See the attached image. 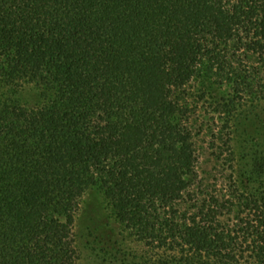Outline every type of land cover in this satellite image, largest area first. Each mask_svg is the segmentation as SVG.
I'll return each instance as SVG.
<instances>
[{"label":"trees","instance_id":"16d2710c","mask_svg":"<svg viewBox=\"0 0 264 264\" xmlns=\"http://www.w3.org/2000/svg\"><path fill=\"white\" fill-rule=\"evenodd\" d=\"M261 103L264 0H0V264H79L93 190L139 244L93 230V264H264Z\"/></svg>","mask_w":264,"mask_h":264},{"label":"rangeland","instance_id":"374dc122","mask_svg":"<svg viewBox=\"0 0 264 264\" xmlns=\"http://www.w3.org/2000/svg\"><path fill=\"white\" fill-rule=\"evenodd\" d=\"M195 85L197 84L195 83ZM195 89H197V86H195ZM256 107V109H250L243 114V117L238 119V123H240L239 131H243L245 125L254 123V114L264 110V103L258 104ZM198 116V127L202 125L203 131L194 140L197 156L199 158L197 170L200 177L203 178L206 183L210 185H225L228 174H224L225 167L220 157H228L227 148L223 140H229L230 130L225 131L223 135L221 134L223 139L220 141L221 135L218 136V134L214 133L216 132L215 130H210L207 124L209 121H205L207 118L211 120L212 118H218L220 114L216 113L215 115L211 108L206 110L205 107H202L201 109L199 108ZM222 122H225L224 118H221V121H217V127L222 126ZM216 125L212 124L210 126H212L213 129H217ZM98 229L102 233L106 231L110 232L115 237L119 238L124 246L131 247L135 250L139 248L138 242L112 217L103 195L96 190L89 191L80 205L75 224V233L81 253L79 264H93L95 259L93 244L97 235H92V231Z\"/></svg>","mask_w":264,"mask_h":264}]
</instances>
